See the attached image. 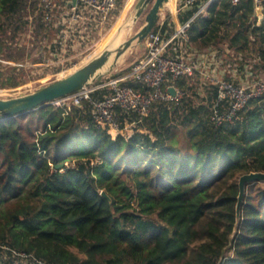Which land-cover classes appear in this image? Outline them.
Here are the masks:
<instances>
[{
	"label": "trees",
	"instance_id": "obj_1",
	"mask_svg": "<svg viewBox=\"0 0 264 264\" xmlns=\"http://www.w3.org/2000/svg\"><path fill=\"white\" fill-rule=\"evenodd\" d=\"M39 4L0 0V89L26 85L27 66L45 64L15 44L31 11L35 36L48 32L52 53L61 50V28L46 25ZM260 8L220 0L193 20L189 45L210 53V72L240 85L259 80L264 0ZM173 32L167 19L163 35ZM198 75L179 78L183 99L156 103L142 120L119 110V132L95 123L89 102L0 119V264H264V183L248 187L229 248L240 178L264 172V98L217 125V87Z\"/></svg>",
	"mask_w": 264,
	"mask_h": 264
},
{
	"label": "built area",
	"instance_id": "obj_2",
	"mask_svg": "<svg viewBox=\"0 0 264 264\" xmlns=\"http://www.w3.org/2000/svg\"><path fill=\"white\" fill-rule=\"evenodd\" d=\"M219 1L177 0L178 16L191 10H195L194 15L185 23L173 21L174 32L168 37L163 35L167 19L162 18L144 41L143 56L136 60L127 72L102 78L92 87L56 100L51 105L70 109L72 106L81 107L84 102H89L95 123L119 132L122 125V114L119 110L127 114L136 113L139 120H142L156 103L180 101L185 92L176 86V81L179 78L194 76L200 65L207 66L214 60L210 59L209 55L205 56L207 54H200V59L207 62H196V53L189 45L190 25L195 18L208 16L209 8ZM231 1L237 4L240 0ZM59 2L61 5L58 6ZM119 2L120 0H76V3L73 0H40L39 5L46 25L61 28L55 44L63 50V43L67 41L70 33L83 25L87 26L86 29L102 27L110 20ZM261 2L262 0H255L258 13L261 12ZM221 76L212 72L205 73V79L217 87L212 115L217 125L233 122L250 101L264 98L263 79L240 85ZM129 82L140 84L141 89L129 85ZM100 90H107L108 94L102 99H93L92 93ZM171 90L175 91V95ZM128 129V126L124 128L125 131Z\"/></svg>",
	"mask_w": 264,
	"mask_h": 264
},
{
	"label": "rangeland",
	"instance_id": "obj_3",
	"mask_svg": "<svg viewBox=\"0 0 264 264\" xmlns=\"http://www.w3.org/2000/svg\"><path fill=\"white\" fill-rule=\"evenodd\" d=\"M138 1L139 0H120L110 20L102 27L100 26V28L86 29L87 26L85 25L78 27L69 34L66 42L63 41V50H59L58 54L55 52L52 53L50 48L52 42L42 37L48 34V32L42 34L40 37L35 36V25L32 22L35 18L39 17V14L38 12L33 13L31 11L30 17L25 19L30 21L29 26L20 31L15 44L20 46L27 44L30 46L31 57L29 62L32 63L33 60L42 59L45 64L28 65L27 67L34 69L29 76L31 81L19 88L0 89V98L11 99L34 93L68 76L76 69L83 67L101 53L110 41L113 40L120 28L124 25L126 26L129 21L132 23ZM175 1L169 0L168 4L161 11L160 20L162 18L170 21L179 19L178 15L176 16V11L174 12ZM57 5H61L60 2ZM150 8L151 6L149 9ZM149 9L145 11L135 24H129V26L125 27L126 33L121 44L133 38L145 26L146 15ZM144 51V47L135 42L114 66V71L106 77L127 72L130 66L141 57Z\"/></svg>",
	"mask_w": 264,
	"mask_h": 264
},
{
	"label": "water",
	"instance_id": "obj_4",
	"mask_svg": "<svg viewBox=\"0 0 264 264\" xmlns=\"http://www.w3.org/2000/svg\"><path fill=\"white\" fill-rule=\"evenodd\" d=\"M73 2L76 3V0H73ZM168 2L169 0H139L136 5V13L132 19V24H135L150 6L151 8L146 15L145 26L133 38L114 49L109 48V45H107L100 54L83 67L76 69L68 76L59 79L34 93L11 99L0 98V119L10 120L33 113L39 109L50 106L56 100L70 96L84 88H90L98 80L110 75L114 71L113 68L118 63L119 59L133 46L135 42L140 44L145 49L144 41L158 26L161 11L168 4ZM123 27L119 29L116 35L122 31ZM112 59L114 60L110 64ZM171 92L175 95L174 90H171ZM258 183H264V172H252L243 175L240 178V194L237 204V223L234 233L231 236L229 248L232 246L233 240L238 233L242 216V206L245 201L247 189L249 186ZM102 196L110 200V197L106 192H102Z\"/></svg>",
	"mask_w": 264,
	"mask_h": 264
},
{
	"label": "crops",
	"instance_id": "obj_5",
	"mask_svg": "<svg viewBox=\"0 0 264 264\" xmlns=\"http://www.w3.org/2000/svg\"><path fill=\"white\" fill-rule=\"evenodd\" d=\"M175 1V0H174ZM174 7H175V10H174V12L176 11V8H177V0L175 1V3H174ZM172 9V8H171ZM173 10V9H172ZM176 16H177V14H176ZM176 20H179V19H176ZM176 20H174V22L176 23ZM145 52V51H144ZM144 52L142 53V55L141 56H143V54H144ZM207 55H205V54H201V55H205V56H208V55H210V53H206ZM201 55L200 54H194V57L196 58L195 60H196V62L197 63H201V62H203V61H206L207 62V60H202V59H200V57H201ZM208 70V71H207ZM210 70H211V68H209L208 66H203V65H200L199 66V70H198V72H199V77H200V79L202 80L203 78L205 79V73L207 72V73H210ZM214 71H212V73H213ZM221 74H222V72H220ZM239 76V75H238ZM237 75H235L234 77H238ZM240 77V76H239ZM238 77V78H239ZM249 77V76H248ZM257 78H259V80L260 79H263L264 80V71H261V72H259L258 73V75L256 76Z\"/></svg>",
	"mask_w": 264,
	"mask_h": 264
},
{
	"label": "bare ground",
	"instance_id": "obj_6",
	"mask_svg": "<svg viewBox=\"0 0 264 264\" xmlns=\"http://www.w3.org/2000/svg\"><path fill=\"white\" fill-rule=\"evenodd\" d=\"M129 24L131 25L132 23L129 21L126 26H129ZM126 26L124 25L122 31L118 35H116L117 37H114L113 40L110 41V43L108 44L109 48L114 49V48H117L118 46L121 45V43H122V41H123V39L125 37L124 35L126 33V28H125ZM120 59H119V61H120ZM113 60L114 59L111 60L110 64L113 62Z\"/></svg>",
	"mask_w": 264,
	"mask_h": 264
}]
</instances>
